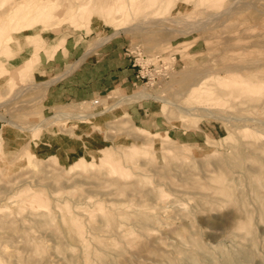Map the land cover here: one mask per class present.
<instances>
[{
	"label": "rangeland",
	"instance_id": "374dc122",
	"mask_svg": "<svg viewBox=\"0 0 264 264\" xmlns=\"http://www.w3.org/2000/svg\"><path fill=\"white\" fill-rule=\"evenodd\" d=\"M112 44L168 75L53 93ZM2 135L0 264H264V0H0Z\"/></svg>",
	"mask_w": 264,
	"mask_h": 264
},
{
	"label": "crops",
	"instance_id": "0c3cea01",
	"mask_svg": "<svg viewBox=\"0 0 264 264\" xmlns=\"http://www.w3.org/2000/svg\"><path fill=\"white\" fill-rule=\"evenodd\" d=\"M84 51L81 47L76 49V45H67L65 50L61 48L52 57H44L41 60V63L48 64L45 72L52 73L65 65L70 66L73 61L81 57L84 58L76 68L74 67L71 72L66 71L54 87H51L53 93L60 92L61 97L90 99L108 88L117 85L127 86L134 81V70L122 53V47L117 44L103 46L102 55L94 62L85 57ZM128 112L133 114V109L129 108Z\"/></svg>",
	"mask_w": 264,
	"mask_h": 264
},
{
	"label": "built area",
	"instance_id": "2783aa9c",
	"mask_svg": "<svg viewBox=\"0 0 264 264\" xmlns=\"http://www.w3.org/2000/svg\"><path fill=\"white\" fill-rule=\"evenodd\" d=\"M125 54L132 56L131 67L136 68V79L145 83H155L158 77H166L169 73V65L162 57L155 55L147 57L138 46L125 48Z\"/></svg>",
	"mask_w": 264,
	"mask_h": 264
},
{
	"label": "bare ground",
	"instance_id": "6f19581e",
	"mask_svg": "<svg viewBox=\"0 0 264 264\" xmlns=\"http://www.w3.org/2000/svg\"><path fill=\"white\" fill-rule=\"evenodd\" d=\"M15 7H16V6H15ZM17 8H18V7H17ZM3 136H4V135L1 136L0 140H2V137H3Z\"/></svg>",
	"mask_w": 264,
	"mask_h": 264
}]
</instances>
